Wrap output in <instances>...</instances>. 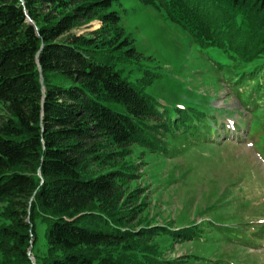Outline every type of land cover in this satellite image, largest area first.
Here are the masks:
<instances>
[{
	"label": "trees",
	"instance_id": "1",
	"mask_svg": "<svg viewBox=\"0 0 264 264\" xmlns=\"http://www.w3.org/2000/svg\"><path fill=\"white\" fill-rule=\"evenodd\" d=\"M139 2L160 9L198 48L225 52L255 92L264 88V0ZM109 4L0 0V264H30L34 220L46 228L34 264H181L148 242L200 237L199 224L134 229L136 190L122 187L135 169L124 158L134 145L177 156L185 143H211L222 124L193 107L162 110L144 92L154 72L123 75L119 65L141 56ZM92 19L98 28L72 32Z\"/></svg>",
	"mask_w": 264,
	"mask_h": 264
},
{
	"label": "rangeland",
	"instance_id": "2",
	"mask_svg": "<svg viewBox=\"0 0 264 264\" xmlns=\"http://www.w3.org/2000/svg\"><path fill=\"white\" fill-rule=\"evenodd\" d=\"M109 1L106 8L120 14L123 34L141 56L119 65L123 75L132 79L143 70L154 72L144 92L162 110L176 113L177 106L193 107L222 124L211 143H185L174 157L163 158L138 145L129 148L124 160L135 171L122 188L136 190L130 224L134 229L145 223L170 224L176 230L199 224L197 240L159 234L148 242L163 258L181 264H264V88L255 92L253 82L233 74L225 52L198 48L153 5ZM98 26L92 19L72 32L85 34ZM34 228L30 264L46 245L45 223L34 220ZM239 239L256 246L237 245Z\"/></svg>",
	"mask_w": 264,
	"mask_h": 264
},
{
	"label": "water",
	"instance_id": "3",
	"mask_svg": "<svg viewBox=\"0 0 264 264\" xmlns=\"http://www.w3.org/2000/svg\"><path fill=\"white\" fill-rule=\"evenodd\" d=\"M26 18V20L28 21V23H30L31 21L29 20V18H27V17H25ZM37 69H38V67H37ZM41 75L38 77V80H39V82H41ZM28 243H29V246H27V249H26V256H28V254H29V247H30V245H31V240H29L28 241ZM29 259H30V261L32 262V257H28Z\"/></svg>",
	"mask_w": 264,
	"mask_h": 264
}]
</instances>
